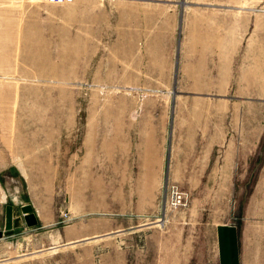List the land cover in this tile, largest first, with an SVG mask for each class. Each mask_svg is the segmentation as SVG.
I'll list each match as a JSON object with an SVG mask.
<instances>
[{"label": "rangeland", "instance_id": "374dc122", "mask_svg": "<svg viewBox=\"0 0 264 264\" xmlns=\"http://www.w3.org/2000/svg\"><path fill=\"white\" fill-rule=\"evenodd\" d=\"M0 202V264H264V0H0Z\"/></svg>", "mask_w": 264, "mask_h": 264}, {"label": "crops", "instance_id": "0c3cea01", "mask_svg": "<svg viewBox=\"0 0 264 264\" xmlns=\"http://www.w3.org/2000/svg\"><path fill=\"white\" fill-rule=\"evenodd\" d=\"M171 131L174 133L173 129L170 130V132ZM154 137H155V134H154ZM143 148L149 151L147 152L148 155L147 154H145L144 156L136 155L135 165L137 167L145 166V167L153 168L150 171L152 173L159 174V173H163L164 171L171 172L174 167L176 166L181 167L184 164L181 162V159H179V157H176L174 154L175 149H182V146L175 140V134L168 135L167 138L165 137L164 140L162 139L161 141L157 140L156 138L155 139L152 138L144 144ZM6 206L7 205L4 206L0 202V229L5 228L6 226ZM16 218L17 217L16 215H14L13 209H12L11 224L15 222ZM11 228H12V225H11ZM11 232L12 231L6 230L7 235H10Z\"/></svg>", "mask_w": 264, "mask_h": 264}, {"label": "built area", "instance_id": "2783aa9c", "mask_svg": "<svg viewBox=\"0 0 264 264\" xmlns=\"http://www.w3.org/2000/svg\"><path fill=\"white\" fill-rule=\"evenodd\" d=\"M185 194L179 189L177 185L170 184L167 185V197H166V205L169 208L176 209L185 204ZM2 231V238L7 237L5 228L0 229ZM0 239V240H1Z\"/></svg>", "mask_w": 264, "mask_h": 264}, {"label": "water", "instance_id": "95a60500", "mask_svg": "<svg viewBox=\"0 0 264 264\" xmlns=\"http://www.w3.org/2000/svg\"><path fill=\"white\" fill-rule=\"evenodd\" d=\"M23 212H28L30 211V208L28 205H23L22 207ZM24 219L28 225L36 223V219L33 213L30 214H25ZM11 220H12V205H7L6 206V226L5 230H9L11 228ZM2 238V231L0 230V239Z\"/></svg>", "mask_w": 264, "mask_h": 264}]
</instances>
